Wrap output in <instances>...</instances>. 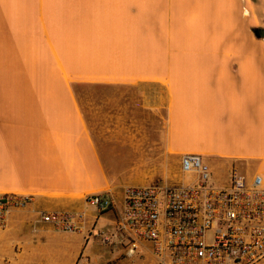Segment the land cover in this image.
<instances>
[{
    "label": "crops",
    "instance_id": "1",
    "mask_svg": "<svg viewBox=\"0 0 264 264\" xmlns=\"http://www.w3.org/2000/svg\"><path fill=\"white\" fill-rule=\"evenodd\" d=\"M262 19L264 0H0V194L32 197L0 227V264H86L110 246L95 230L123 213L112 168L133 166L134 136L219 160L226 185L234 165L264 176ZM106 192L103 216L86 197ZM47 212L80 214L82 232Z\"/></svg>",
    "mask_w": 264,
    "mask_h": 264
},
{
    "label": "built area",
    "instance_id": "2",
    "mask_svg": "<svg viewBox=\"0 0 264 264\" xmlns=\"http://www.w3.org/2000/svg\"><path fill=\"white\" fill-rule=\"evenodd\" d=\"M182 171L197 175L182 185H130L123 193V213L112 235L104 237L128 255L151 246L159 264H259L264 260V176L252 177L234 165L230 182L216 186L199 154L181 158ZM31 196L0 194V227ZM86 202L100 212L111 210V192L91 194ZM42 220L57 230L82 232L80 214L47 212Z\"/></svg>",
    "mask_w": 264,
    "mask_h": 264
},
{
    "label": "rangeland",
    "instance_id": "3",
    "mask_svg": "<svg viewBox=\"0 0 264 264\" xmlns=\"http://www.w3.org/2000/svg\"><path fill=\"white\" fill-rule=\"evenodd\" d=\"M247 14V12H246ZM261 26H264V19H262ZM249 31V30H247ZM250 32V31H249ZM251 34V32H250ZM252 35V34H251ZM247 42V39L246 41ZM83 94L90 95L91 89H82ZM91 122V119H90ZM96 139H101L102 136H96ZM146 140V141H145ZM145 141V142H144ZM166 136L162 134H150L148 136H134L132 151L126 150L125 161L132 163L131 168L122 167L120 161L117 167L112 169L123 173V177L127 179L126 185H182L196 182L197 175L194 173L185 174L182 171L181 158L177 154H170L166 148ZM210 168L211 182L216 186H226L227 182V168L226 165L220 163L215 158H205V161ZM259 163L251 166V171H258ZM245 170V169H244ZM250 170V169H248ZM119 206V205H118ZM118 206L112 211L115 213V218L111 213L107 214L110 219H113L111 224H103L96 228V235L103 232L107 235H112L116 229V224L120 218ZM108 210L105 213H108ZM101 216V214H100ZM109 217H106V219ZM95 247L98 252L87 260L86 264H159L153 254L151 246L148 244H141L137 253L128 255L127 250L123 247L105 246L97 244ZM259 264H264V260Z\"/></svg>",
    "mask_w": 264,
    "mask_h": 264
},
{
    "label": "water",
    "instance_id": "4",
    "mask_svg": "<svg viewBox=\"0 0 264 264\" xmlns=\"http://www.w3.org/2000/svg\"><path fill=\"white\" fill-rule=\"evenodd\" d=\"M252 32L258 39H264V28L258 27V28H253Z\"/></svg>",
    "mask_w": 264,
    "mask_h": 264
}]
</instances>
